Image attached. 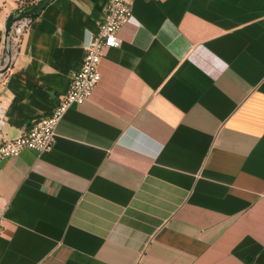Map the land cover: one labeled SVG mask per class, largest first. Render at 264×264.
<instances>
[{"label":"crops","instance_id":"1","mask_svg":"<svg viewBox=\"0 0 264 264\" xmlns=\"http://www.w3.org/2000/svg\"><path fill=\"white\" fill-rule=\"evenodd\" d=\"M26 1L0 0V71ZM108 2L31 20L0 78L5 139L64 99ZM120 38L54 149L0 163V264H264V0H136Z\"/></svg>","mask_w":264,"mask_h":264},{"label":"built area","instance_id":"2","mask_svg":"<svg viewBox=\"0 0 264 264\" xmlns=\"http://www.w3.org/2000/svg\"><path fill=\"white\" fill-rule=\"evenodd\" d=\"M136 0H109L106 15L99 25L97 34L85 46V56L80 68L70 79V86L64 99L46 117L33 123L19 137L7 140L2 130L5 124L4 110L0 106V163L5 159L18 157L24 150L39 153L51 152L56 141L57 127L73 105H82L90 99L100 85L99 65L106 49L119 47L120 33L133 17ZM150 1V0H147ZM31 19L17 21L6 40V53L14 57L19 50L24 34L30 27ZM5 208L0 207V235L3 231Z\"/></svg>","mask_w":264,"mask_h":264},{"label":"water","instance_id":"3","mask_svg":"<svg viewBox=\"0 0 264 264\" xmlns=\"http://www.w3.org/2000/svg\"><path fill=\"white\" fill-rule=\"evenodd\" d=\"M51 0H43L39 5L35 6L34 8H32L31 10L25 12V13H22L21 15L19 16H15V15H11L8 20H7V23H6V26H5V34H6V40L10 34V31L13 27V25L17 22V21H20V20H23V19H26V18H29L35 14H38L39 12H41L43 9L46 8V6L50 3ZM11 55L9 53H7V65L4 69H2L0 71V78L4 77L6 72L9 70V67H10V64H11Z\"/></svg>","mask_w":264,"mask_h":264},{"label":"trees","instance_id":"4","mask_svg":"<svg viewBox=\"0 0 264 264\" xmlns=\"http://www.w3.org/2000/svg\"><path fill=\"white\" fill-rule=\"evenodd\" d=\"M42 1H43V0H40V1H38V3H36V4L33 3V0H28V1H26V2L21 6V8H20V12L18 13L17 16L21 15L22 13H25V12L31 10V9L34 8L35 6L39 5ZM37 15H38V14H35V15L31 16V17H29V19L32 20V19H33L34 17H36Z\"/></svg>","mask_w":264,"mask_h":264}]
</instances>
